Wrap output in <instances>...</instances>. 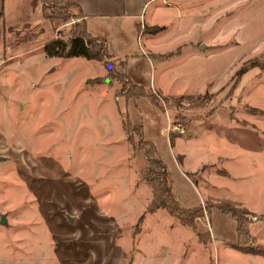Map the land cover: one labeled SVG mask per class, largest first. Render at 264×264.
Listing matches in <instances>:
<instances>
[{
  "label": "rangeland",
  "instance_id": "1",
  "mask_svg": "<svg viewBox=\"0 0 264 264\" xmlns=\"http://www.w3.org/2000/svg\"><path fill=\"white\" fill-rule=\"evenodd\" d=\"M149 1L109 77L44 51L84 28L76 0H2L0 264H264V0ZM146 141L207 244L149 212Z\"/></svg>",
  "mask_w": 264,
  "mask_h": 264
},
{
  "label": "trees",
  "instance_id": "2",
  "mask_svg": "<svg viewBox=\"0 0 264 264\" xmlns=\"http://www.w3.org/2000/svg\"><path fill=\"white\" fill-rule=\"evenodd\" d=\"M2 0H0V10H1ZM76 8L79 11L78 15H71L65 18L66 21L70 20H79L82 19L84 23V28H81L80 25L78 31L75 30L72 32L69 40H65L64 38H57L44 46V51L46 55L50 58H61V59H69V58H85L89 61H96L99 63H105L108 71L109 77L114 75V68L116 64L110 62L111 54L109 50V46L107 41L101 40L98 38H94L86 28L85 20L83 18V14L81 12L80 7L76 4ZM75 21V20H74ZM80 23V22H79ZM125 63V64H124ZM122 63L121 67L125 69L126 62ZM125 66V67H123ZM246 70H242L240 72L241 75L245 74ZM126 76V75H125ZM129 84H132L129 82ZM133 85V84H132ZM137 88V85H133ZM129 133L136 132V126H132L131 124L128 127ZM137 133V132H136ZM132 136L128 138V142H132ZM142 144V143H141ZM140 144V145H141ZM141 150L144 151V155L148 161V166L145 168L141 174V180L145 181V183L149 186L153 193V200L149 206V212L151 214H155L160 210H166L172 217L178 219L180 223L185 226L193 229L198 233L200 240L204 243H208L207 236L199 233L197 226L195 225L196 220L204 217V210L202 208H192L186 209L183 208L180 202L177 200L174 192L172 182L167 170L166 165L161 159L157 147L151 141H146L143 145L140 146ZM220 202L219 204H221ZM235 205V206H232ZM225 208L223 205L221 210L223 212H230L237 219L238 222V233L243 237L248 235V232L244 230L241 224V213L239 209H236V205L234 203H225ZM238 206V205H237ZM209 213V210L207 211ZM246 215L250 213L244 211ZM209 215V214H208ZM246 234V235H243ZM243 249V248H242ZM241 249V250H242ZM245 253H249L255 256L264 257V249L258 248H246Z\"/></svg>",
  "mask_w": 264,
  "mask_h": 264
},
{
  "label": "crops",
  "instance_id": "3",
  "mask_svg": "<svg viewBox=\"0 0 264 264\" xmlns=\"http://www.w3.org/2000/svg\"><path fill=\"white\" fill-rule=\"evenodd\" d=\"M149 2V0L144 2L142 0H76L85 24L93 27H91L93 31H89V33L98 39L107 41L109 47L110 44H120L119 40L114 39L116 32V38H120L118 36L120 29H124L126 26L129 28L128 24L130 23L135 24L134 28L141 24L139 21L142 20L143 10ZM4 13L5 11L0 15V18ZM114 25L117 28H114ZM134 28L131 26L129 30L133 31ZM123 40L124 38H122L121 44L124 47L127 43L126 40L125 42Z\"/></svg>",
  "mask_w": 264,
  "mask_h": 264
},
{
  "label": "water",
  "instance_id": "4",
  "mask_svg": "<svg viewBox=\"0 0 264 264\" xmlns=\"http://www.w3.org/2000/svg\"><path fill=\"white\" fill-rule=\"evenodd\" d=\"M2 11H3V5H1L0 14L3 13ZM0 161H1V160H0ZM5 223H6V221H5V218L3 217V218H2V224H5Z\"/></svg>",
  "mask_w": 264,
  "mask_h": 264
}]
</instances>
